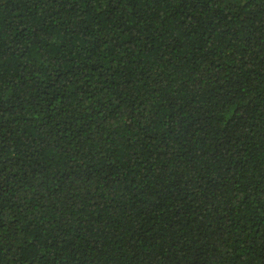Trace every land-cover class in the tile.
<instances>
[{
  "label": "trees",
  "instance_id": "obj_1",
  "mask_svg": "<svg viewBox=\"0 0 264 264\" xmlns=\"http://www.w3.org/2000/svg\"><path fill=\"white\" fill-rule=\"evenodd\" d=\"M0 264H264V0H0Z\"/></svg>",
  "mask_w": 264,
  "mask_h": 264
}]
</instances>
